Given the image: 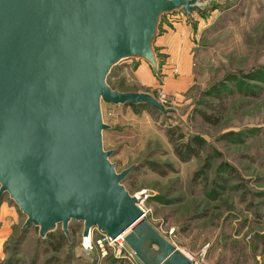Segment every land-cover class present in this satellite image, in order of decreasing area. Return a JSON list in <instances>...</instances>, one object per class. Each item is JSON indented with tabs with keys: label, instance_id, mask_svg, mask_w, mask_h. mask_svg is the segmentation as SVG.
Instances as JSON below:
<instances>
[{
	"label": "rangeland",
	"instance_id": "rangeland-1",
	"mask_svg": "<svg viewBox=\"0 0 264 264\" xmlns=\"http://www.w3.org/2000/svg\"><path fill=\"white\" fill-rule=\"evenodd\" d=\"M199 4L205 12L163 17L158 73L144 61H127L108 78L111 88L151 93L176 114L103 102L111 126L104 148L115 152L119 172L135 166L124 185L147 196L145 219L187 259L264 264V0ZM167 36L179 52L161 45ZM195 139L203 141L198 153L179 158L177 146L197 148ZM2 204L0 264H143L118 259V249L82 252L83 224L76 221L70 237L59 225L42 239L33 226L23 230L26 217L7 194Z\"/></svg>",
	"mask_w": 264,
	"mask_h": 264
},
{
	"label": "water",
	"instance_id": "water-1",
	"mask_svg": "<svg viewBox=\"0 0 264 264\" xmlns=\"http://www.w3.org/2000/svg\"><path fill=\"white\" fill-rule=\"evenodd\" d=\"M199 1L0 0V199L7 194L26 217L23 230L46 239L61 225L70 237L76 221L82 237L130 231L124 240L143 264H193L145 219L144 193L124 185L135 166L119 172L105 150L102 104L176 114L108 78L127 61L158 73L163 17L203 13Z\"/></svg>",
	"mask_w": 264,
	"mask_h": 264
},
{
	"label": "built area",
	"instance_id": "built-area-1",
	"mask_svg": "<svg viewBox=\"0 0 264 264\" xmlns=\"http://www.w3.org/2000/svg\"><path fill=\"white\" fill-rule=\"evenodd\" d=\"M144 195V194H143ZM147 196H142L140 199V208L144 210V202L146 200ZM143 206V207H142ZM145 211V210H144ZM145 216H146V211H145ZM96 246H100L99 248L101 249L103 256L107 255V250L108 249H118V259H123L125 261H130L131 260H137L136 259V254L134 251L127 245L125 242L124 238L120 239V236L112 239L108 235L100 232L97 228H94L90 231L88 239L86 237H82V242H81V249L84 253H89L91 254L92 251ZM188 260L191 263H195L193 261L192 257H188Z\"/></svg>",
	"mask_w": 264,
	"mask_h": 264
},
{
	"label": "trees",
	"instance_id": "trees-1",
	"mask_svg": "<svg viewBox=\"0 0 264 264\" xmlns=\"http://www.w3.org/2000/svg\"><path fill=\"white\" fill-rule=\"evenodd\" d=\"M126 106H130V107H137V106H133V105H126ZM202 118L205 120V121H208V122H210V123H212L211 121V118L210 117H208V116H206L205 114H202ZM169 135L171 136V141H174V137H173V135H174V132L173 131H171V132H169ZM175 136V135H174ZM182 138V137H181ZM193 143L194 144H196L197 145V148H191V145L190 144H187V145H185V146H177V150H176V152H177V154H178V157L179 158H181V159H185V158H187V157H189L188 155L189 154H191V153H193V154H197L198 153V150H196V149H201L202 147H203V141L202 140H200V139H195L194 141H193ZM185 149V152H183L181 149ZM53 236V233H51V234H49L47 237L48 238H50V237H52ZM46 237V238H47ZM63 237H64V235H63ZM60 248V246H58V248L56 249V251H58V249Z\"/></svg>",
	"mask_w": 264,
	"mask_h": 264
},
{
	"label": "crops",
	"instance_id": "crops-1",
	"mask_svg": "<svg viewBox=\"0 0 264 264\" xmlns=\"http://www.w3.org/2000/svg\"><path fill=\"white\" fill-rule=\"evenodd\" d=\"M159 37V36H158ZM173 41H174V44L172 45V43H173ZM161 45L162 46H166L167 47V50H172V52L174 53H177V51L179 50L178 48H179V46H178V43H177V41L175 40V39H173V38H171L170 36L168 37H164V38H162L161 39ZM169 51V52H170ZM172 52H170L171 53V56H170V59H172V60H174L175 59V55H173L172 54ZM179 52V51H178ZM145 72H146V74H147V71L146 70H144ZM147 77L149 78V76L147 75ZM5 211H6V208H5V204H2V206H1V208H0V220L1 219H4V213H5ZM2 221V220H1ZM4 228H5V226H4ZM4 230V229H3ZM7 231V230H6ZM3 232V231H2ZM1 238V237H0ZM0 250H1V247H0Z\"/></svg>",
	"mask_w": 264,
	"mask_h": 264
},
{
	"label": "bare ground",
	"instance_id": "bare-ground-1",
	"mask_svg": "<svg viewBox=\"0 0 264 264\" xmlns=\"http://www.w3.org/2000/svg\"><path fill=\"white\" fill-rule=\"evenodd\" d=\"M138 206L140 207V204H138ZM143 207V206H142ZM130 231H128L127 233H129ZM127 233H125V234H123V235H121L120 236V239L122 238H125L126 237V235H127ZM87 239H88V237H86ZM148 245L146 244V249L148 250V247H147ZM81 251H82V249H81ZM83 252V251H82ZM151 256V255H150Z\"/></svg>",
	"mask_w": 264,
	"mask_h": 264
}]
</instances>
